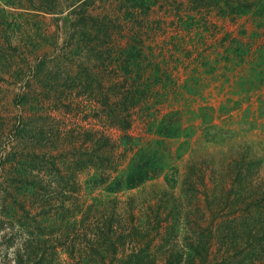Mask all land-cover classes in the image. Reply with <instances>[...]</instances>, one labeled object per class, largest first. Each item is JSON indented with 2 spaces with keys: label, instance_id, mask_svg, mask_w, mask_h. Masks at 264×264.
Returning <instances> with one entry per match:
<instances>
[{
  "label": "rangeland",
  "instance_id": "1",
  "mask_svg": "<svg viewBox=\"0 0 264 264\" xmlns=\"http://www.w3.org/2000/svg\"><path fill=\"white\" fill-rule=\"evenodd\" d=\"M75 6L0 0V264L22 252L20 206H38L21 154L42 152L81 201L133 198L157 264H264V0ZM101 134L115 165L74 166Z\"/></svg>",
  "mask_w": 264,
  "mask_h": 264
},
{
  "label": "trees",
  "instance_id": "2",
  "mask_svg": "<svg viewBox=\"0 0 264 264\" xmlns=\"http://www.w3.org/2000/svg\"><path fill=\"white\" fill-rule=\"evenodd\" d=\"M75 4V7L83 8L87 0H75ZM113 110L111 107L107 109L111 121L121 128L130 127V120L119 110ZM96 140L99 142L98 152L89 158L88 150L73 160L74 166L110 168L115 165L118 144L103 134ZM21 156L28 163L30 181L36 184L34 197L38 206L34 212L20 206L21 215L17 222L22 252L18 253L17 264H57L61 250L74 264H81L83 258L94 264H157L150 248L156 230L151 226L155 232H150V236L138 229L130 208L133 198L127 200V206L116 198L81 201L74 171L62 170L56 164L54 154L23 153ZM42 175H46L47 180H43ZM42 217L47 218V224L42 222ZM119 253L121 258H118ZM165 253L169 256L172 251L166 250Z\"/></svg>",
  "mask_w": 264,
  "mask_h": 264
}]
</instances>
